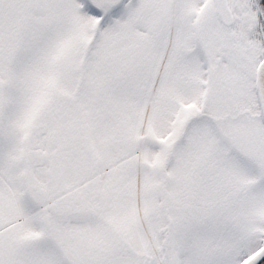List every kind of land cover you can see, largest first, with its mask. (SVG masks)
<instances>
[{
    "label": "snow or ice",
    "instance_id": "obj_1",
    "mask_svg": "<svg viewBox=\"0 0 264 264\" xmlns=\"http://www.w3.org/2000/svg\"><path fill=\"white\" fill-rule=\"evenodd\" d=\"M0 264H264V0H0Z\"/></svg>",
    "mask_w": 264,
    "mask_h": 264
}]
</instances>
